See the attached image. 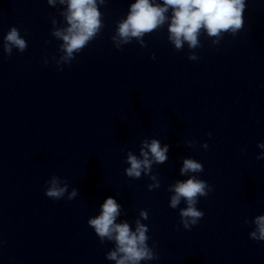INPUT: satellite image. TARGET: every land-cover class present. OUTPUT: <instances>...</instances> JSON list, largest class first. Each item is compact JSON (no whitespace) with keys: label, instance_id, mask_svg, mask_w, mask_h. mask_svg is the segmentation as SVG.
I'll use <instances>...</instances> for the list:
<instances>
[{"label":"water","instance_id":"95a60500","mask_svg":"<svg viewBox=\"0 0 264 264\" xmlns=\"http://www.w3.org/2000/svg\"><path fill=\"white\" fill-rule=\"evenodd\" d=\"M96 2L99 29L69 57L55 35L66 3L0 0V264H115V242L88 224L107 196L115 222L146 226L152 258L139 264H264L249 236L264 214V0H245L235 33L201 29L180 48L167 20L120 40L133 0ZM11 27L22 51L5 52ZM153 139L167 159L127 175ZM185 158L201 170L182 175ZM188 176L205 182L204 214L185 228V200L169 202ZM53 177L59 199L45 195Z\"/></svg>","mask_w":264,"mask_h":264},{"label":"clouds","instance_id":"9594fccd","mask_svg":"<svg viewBox=\"0 0 264 264\" xmlns=\"http://www.w3.org/2000/svg\"><path fill=\"white\" fill-rule=\"evenodd\" d=\"M61 3L67 4L65 16L68 26L55 35L63 39V48L70 57L73 50H79L98 31L100 13L96 0H61ZM245 6V0H163L162 4H157L154 0H133L127 16L118 24L117 36L122 41L140 37L167 20L169 39L175 47L180 48L184 41L189 47H193L198 44L197 37L201 29L209 36H219L223 32L235 33L242 27ZM169 8L170 17L165 15ZM4 41L5 52H10L13 46L21 51L25 48V41L15 27L7 31ZM190 59L195 57L191 56ZM167 150L168 145L162 147L156 139L145 142V147L141 148L142 158L131 153L128 155L127 175L139 177L141 170L147 173L153 161L162 163L167 159ZM201 167L196 160L185 158L180 172L182 175L199 172ZM170 187L174 193L169 202L171 207L175 208L181 198L186 202L187 206L180 209L183 226L188 228L197 224L204 213L195 207V203L198 196L205 195V182L195 176H188ZM64 191L65 187L59 186L57 179L53 177L45 195L59 199ZM73 195L75 190L69 194L70 197ZM119 207L114 197L107 196L100 205L99 214L88 220L99 237H107L115 242V250L107 254V259L115 260V264H139L142 259H151L152 253L145 243L146 226L137 222L133 231L127 222H115ZM254 222L255 229L249 236L257 241H264V214L256 216Z\"/></svg>","mask_w":264,"mask_h":264}]
</instances>
